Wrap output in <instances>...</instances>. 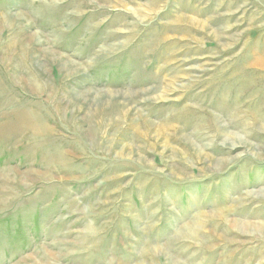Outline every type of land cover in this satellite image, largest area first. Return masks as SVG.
I'll return each mask as SVG.
<instances>
[{
  "label": "rangeland",
  "instance_id": "374dc122",
  "mask_svg": "<svg viewBox=\"0 0 264 264\" xmlns=\"http://www.w3.org/2000/svg\"><path fill=\"white\" fill-rule=\"evenodd\" d=\"M0 264H264V0H0Z\"/></svg>",
  "mask_w": 264,
  "mask_h": 264
},
{
  "label": "bare ground",
  "instance_id": "6f19581e",
  "mask_svg": "<svg viewBox=\"0 0 264 264\" xmlns=\"http://www.w3.org/2000/svg\"><path fill=\"white\" fill-rule=\"evenodd\" d=\"M153 2H154V1H153ZM154 6H155V7H158L157 4H154ZM180 20H181V21H182V20H183V21H184V20H189V22L191 21V20H190L189 18H187V17H183V19H182V17H180ZM192 22H193V24H195V25L201 23V22L196 21L195 19H193ZM202 24L204 25V23H202ZM203 30H204V29H203ZM186 33H187V32H186ZM167 35H168V34H167ZM185 36H186V35H185ZM166 37H168V36H166ZM170 48H171V47H170ZM169 55H170V54H169ZM172 57H173V56H172ZM176 68H177V67H176ZM161 78H162V77H161ZM161 89H162V88H161ZM162 90H163V89H162ZM126 94H127V93H126ZM126 94H125V95H126ZM127 95H128V94H127ZM130 96H131V95H130ZM123 97H124V96H123ZM123 97H122V98H123ZM125 97H126V96H125ZM125 97H124V98H125ZM163 132H164V131H163ZM185 138H186V137H185ZM187 138H188V137H187ZM187 138H186V139H187ZM236 139H237V141L239 140V138H237V137H236ZM198 149H199V148H198ZM253 155H254V154H253ZM224 167H225V166H224ZM236 226H241L242 228H247V227H249V225H247V224H236Z\"/></svg>",
  "mask_w": 264,
  "mask_h": 264
}]
</instances>
